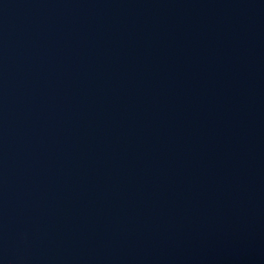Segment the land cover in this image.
Returning a JSON list of instances; mask_svg holds the SVG:
<instances>
[{
  "label": "water",
  "instance_id": "1",
  "mask_svg": "<svg viewBox=\"0 0 264 264\" xmlns=\"http://www.w3.org/2000/svg\"><path fill=\"white\" fill-rule=\"evenodd\" d=\"M0 264H264V0H0Z\"/></svg>",
  "mask_w": 264,
  "mask_h": 264
}]
</instances>
